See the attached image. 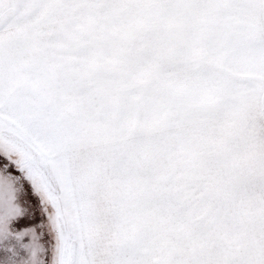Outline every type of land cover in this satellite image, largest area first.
Returning a JSON list of instances; mask_svg holds the SVG:
<instances>
[{"label":"snow or ice","instance_id":"6c2138e0","mask_svg":"<svg viewBox=\"0 0 264 264\" xmlns=\"http://www.w3.org/2000/svg\"><path fill=\"white\" fill-rule=\"evenodd\" d=\"M0 264H264V0H0Z\"/></svg>","mask_w":264,"mask_h":264}]
</instances>
